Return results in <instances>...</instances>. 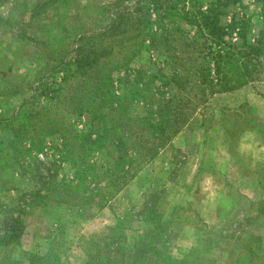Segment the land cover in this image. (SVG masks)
Segmentation results:
<instances>
[{"label": "rangeland", "instance_id": "obj_1", "mask_svg": "<svg viewBox=\"0 0 264 264\" xmlns=\"http://www.w3.org/2000/svg\"><path fill=\"white\" fill-rule=\"evenodd\" d=\"M208 1L0 0V264H264V52L248 83L207 95L181 15ZM224 10L250 41L264 30V0ZM83 42L97 61L76 73ZM162 94L181 124L157 154L103 207L67 194L75 169L88 181L149 137Z\"/></svg>", "mask_w": 264, "mask_h": 264}, {"label": "trees", "instance_id": "obj_2", "mask_svg": "<svg viewBox=\"0 0 264 264\" xmlns=\"http://www.w3.org/2000/svg\"><path fill=\"white\" fill-rule=\"evenodd\" d=\"M228 4L229 0H210L205 8H197L192 12L183 11L181 15V18L187 24L196 28L205 41L206 55L211 61L213 76H209V73H203L202 70L199 72V76L200 83L206 84L209 88L207 95L231 92L248 83L254 71V62L264 52V30H259L257 36L250 41L246 31L249 25L247 17L241 15L239 18H234V14H231L228 22L220 21L221 16L226 13L224 7ZM232 37H236L238 41H231ZM79 40L86 41L87 39L80 37ZM83 46L84 42L74 49L75 56L73 60L76 73L82 72L87 66H92L97 61V57L91 55L95 54V51L91 50L88 52L87 48H83ZM107 52V49H101L98 55H105ZM168 81L175 82L176 75L173 73L169 78H162L163 86H166ZM173 100H175L174 95L167 96V98L163 94L161 95L160 101L163 103L157 111V116L161 120L156 126L148 121V117H151L150 115L140 119L146 121L144 122L146 129L152 128L154 130L149 132L147 139L139 141L138 147L133 153L117 155L104 170L100 172L92 171L88 181H86L85 174L87 168L75 169L73 173L75 182L67 185V194L76 195L84 203H95L98 207H103L109 203L116 193L133 178L138 166L142 162L152 159L157 154V151L163 147L168 137L177 131L181 121L167 119L166 112H164L165 109L168 111V104ZM173 118L175 117L173 116ZM126 121L129 122L130 119H126ZM87 136L84 134L80 138L88 146L87 149L89 151L103 147L102 134L97 135L95 138H87ZM149 140L150 143H147ZM38 172L36 171V178L40 182L41 175ZM59 183L63 184L61 181ZM81 183L84 185H80ZM127 215L128 213L116 217V221L118 222L119 219H123ZM41 258L40 255H34L31 258L29 256V264H33L34 260L38 262V259Z\"/></svg>", "mask_w": 264, "mask_h": 264}, {"label": "crops", "instance_id": "obj_3", "mask_svg": "<svg viewBox=\"0 0 264 264\" xmlns=\"http://www.w3.org/2000/svg\"><path fill=\"white\" fill-rule=\"evenodd\" d=\"M119 214L116 213V216H118ZM30 256V255H29ZM21 264H29V258L27 259V257H24L21 261Z\"/></svg>", "mask_w": 264, "mask_h": 264}]
</instances>
